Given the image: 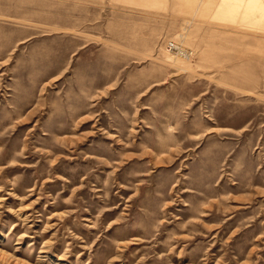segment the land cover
I'll return each instance as SVG.
<instances>
[{
  "label": "rangeland",
  "instance_id": "obj_1",
  "mask_svg": "<svg viewBox=\"0 0 264 264\" xmlns=\"http://www.w3.org/2000/svg\"><path fill=\"white\" fill-rule=\"evenodd\" d=\"M0 264H264V0H0Z\"/></svg>",
  "mask_w": 264,
  "mask_h": 264
},
{
  "label": "built area",
  "instance_id": "obj_2",
  "mask_svg": "<svg viewBox=\"0 0 264 264\" xmlns=\"http://www.w3.org/2000/svg\"><path fill=\"white\" fill-rule=\"evenodd\" d=\"M168 49H169L170 51L177 52V53H179V54H183V55L185 54L184 50H183L181 47L176 46V45L173 44V43L169 44Z\"/></svg>",
  "mask_w": 264,
  "mask_h": 264
}]
</instances>
